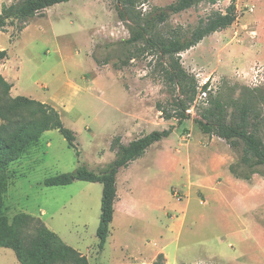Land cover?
Instances as JSON below:
<instances>
[{
    "label": "rangeland",
    "instance_id": "1",
    "mask_svg": "<svg viewBox=\"0 0 264 264\" xmlns=\"http://www.w3.org/2000/svg\"><path fill=\"white\" fill-rule=\"evenodd\" d=\"M18 0H0L4 5ZM177 0H147L139 9L165 8ZM233 0H201L162 25L166 36L191 37L200 23L225 13ZM239 19L182 54L185 69L200 86L237 98L243 87L264 93V0H235ZM0 31V51L9 59L12 95L55 107L77 138L69 147L58 130L46 132L9 167L4 214L41 220L87 257L89 264H150L165 254L167 264H264V176L235 178L230 166L240 153L223 139L202 133L195 119L204 96L183 125L165 120L158 104L173 109L175 92L162 81L157 58L136 53L116 0H72ZM128 62L127 65L124 63ZM1 124V121H0ZM176 126L170 138L121 169L111 234L104 250L97 231L103 185L75 181L65 187L44 182L86 166L101 173L123 144ZM264 140V126H262ZM158 257V256H157ZM0 264H20L0 248Z\"/></svg>",
    "mask_w": 264,
    "mask_h": 264
},
{
    "label": "trees",
    "instance_id": "2",
    "mask_svg": "<svg viewBox=\"0 0 264 264\" xmlns=\"http://www.w3.org/2000/svg\"><path fill=\"white\" fill-rule=\"evenodd\" d=\"M72 0H18L4 5L0 14V31L21 25L23 32L29 20L41 15L47 9ZM121 21L127 24L130 38L124 45H134L136 53L128 58H141L146 54L157 58L165 86L175 92L171 111L158 104L165 120L176 119L181 126L191 117L189 111L196 106L199 97L205 95L195 123L205 135L225 140L233 150L240 153L239 160L230 166L232 175L250 182L254 175L264 176V93L243 87L240 95L216 94L210 82L200 86L195 76L182 63V54L195 48L207 36L232 27L239 19L235 0L225 13L216 12L200 23L191 37L174 33L166 36L164 25L172 15L182 13L198 5L201 0H177L165 7H154L146 14L141 5L147 0H116ZM9 59L7 50L0 51V68ZM125 65L128 62L124 63ZM11 84L0 71V248L15 252L20 264H89L86 256L66 244L41 220L25 213L17 214L12 223L4 214L5 196L10 188L9 167L17 162L32 146L37 145L49 131L58 130L67 140L70 148L81 152L76 144L75 133L67 128L60 112L53 106L25 96L13 97ZM176 126L163 131H154L129 144L120 138L113 143L116 159L101 173H95L86 166L75 173H65L45 180L47 187H65L75 181L100 183L103 185L102 213L97 231L99 247L104 250L111 234L118 200L117 177L121 169L138 159L156 143L170 138ZM153 264H167L165 254L160 253Z\"/></svg>",
    "mask_w": 264,
    "mask_h": 264
},
{
    "label": "crops",
    "instance_id": "3",
    "mask_svg": "<svg viewBox=\"0 0 264 264\" xmlns=\"http://www.w3.org/2000/svg\"><path fill=\"white\" fill-rule=\"evenodd\" d=\"M2 66H4V65H2ZM1 73L6 77L7 80H9V79H8L9 70H7V72H2V70H1ZM13 97H14V96H13ZM157 256H158V255H154V257H152L150 264H153V263L155 262Z\"/></svg>",
    "mask_w": 264,
    "mask_h": 264
}]
</instances>
